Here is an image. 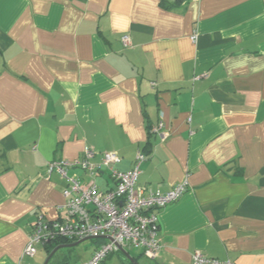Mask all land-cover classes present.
Instances as JSON below:
<instances>
[{
	"label": "crops",
	"instance_id": "0c3cea01",
	"mask_svg": "<svg viewBox=\"0 0 264 264\" xmlns=\"http://www.w3.org/2000/svg\"><path fill=\"white\" fill-rule=\"evenodd\" d=\"M85 147L122 171L142 150L140 186L188 182L159 213L156 258L130 247L101 264H264V0H0V264H43L53 249L21 252L38 214L62 213L47 165ZM96 181L114 186L106 168ZM90 239L51 264H83Z\"/></svg>",
	"mask_w": 264,
	"mask_h": 264
},
{
	"label": "built area",
	"instance_id": "2783aa9c",
	"mask_svg": "<svg viewBox=\"0 0 264 264\" xmlns=\"http://www.w3.org/2000/svg\"><path fill=\"white\" fill-rule=\"evenodd\" d=\"M191 39H196L195 33ZM121 41L126 47L132 46L127 33L121 36ZM161 127L162 122L159 121L151 132L164 137ZM95 154L93 148L85 147L81 157L48 163L47 173L55 171L65 180V201L60 207L62 213L54 219H44L42 214H38L21 257L33 256L37 244H49L60 238L73 242L85 237H97L100 242L83 264H101L110 253L130 247H141L143 254L151 259L159 255V213L183 194L188 187L187 179L167 191L152 190L137 183L140 164L146 158L142 150L136 152L132 167L126 171L115 167L121 159L115 151L99 152V161H91ZM72 167L83 169L87 178L79 180L71 176L68 169ZM101 168H106L114 181L110 189L101 190L97 184L96 175ZM191 264L234 263L230 259L209 257L196 251L191 255Z\"/></svg>",
	"mask_w": 264,
	"mask_h": 264
},
{
	"label": "rangeland",
	"instance_id": "374dc122",
	"mask_svg": "<svg viewBox=\"0 0 264 264\" xmlns=\"http://www.w3.org/2000/svg\"><path fill=\"white\" fill-rule=\"evenodd\" d=\"M92 239H86L72 247L60 248L55 255L50 259L48 264H51L56 259H60L62 255H65L68 259H71L72 262H78L81 260L88 252L90 245L92 244ZM124 254L123 251H120ZM120 253V255H121Z\"/></svg>",
	"mask_w": 264,
	"mask_h": 264
},
{
	"label": "water",
	"instance_id": "95a60500",
	"mask_svg": "<svg viewBox=\"0 0 264 264\" xmlns=\"http://www.w3.org/2000/svg\"><path fill=\"white\" fill-rule=\"evenodd\" d=\"M93 237H85L83 239L80 240H76L73 242H69V243H65V244H60L56 247L53 248V250L48 254V256L46 257V259L44 260L43 264H48L49 260L51 259L52 255L56 253L57 250H59L60 248H64V247H72L77 245L78 243L82 242L83 240L86 239H90ZM129 261H131L133 264H138L134 259H132L128 254H126L125 256ZM65 255H62L61 259H64ZM60 264H69L68 262L64 263V261H61Z\"/></svg>",
	"mask_w": 264,
	"mask_h": 264
},
{
	"label": "trees",
	"instance_id": "16d2710c",
	"mask_svg": "<svg viewBox=\"0 0 264 264\" xmlns=\"http://www.w3.org/2000/svg\"><path fill=\"white\" fill-rule=\"evenodd\" d=\"M148 133H149V135L152 134L151 129L148 130ZM146 147L147 148H150V141L147 142ZM69 242H72V241H69L67 239L60 238V239H57V240H55V241H53V242H51L49 244H45V246H46L47 252L49 253L57 245H59V244H65V243H69Z\"/></svg>",
	"mask_w": 264,
	"mask_h": 264
}]
</instances>
